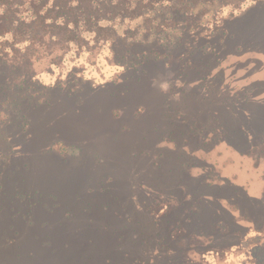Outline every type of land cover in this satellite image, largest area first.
I'll list each match as a JSON object with an SVG mask.
<instances>
[{"label": "rangeland", "instance_id": "1", "mask_svg": "<svg viewBox=\"0 0 264 264\" xmlns=\"http://www.w3.org/2000/svg\"><path fill=\"white\" fill-rule=\"evenodd\" d=\"M223 3L0 68V264H264V1Z\"/></svg>", "mask_w": 264, "mask_h": 264}, {"label": "trees", "instance_id": "2", "mask_svg": "<svg viewBox=\"0 0 264 264\" xmlns=\"http://www.w3.org/2000/svg\"><path fill=\"white\" fill-rule=\"evenodd\" d=\"M215 1L217 0H0V68L8 67L10 58L19 53L26 55L44 51L48 55H65L73 49L87 47L92 41L105 40V37L107 40L121 38L117 21L123 23L139 20V24L141 23V28L137 29L141 33L130 43L131 46L152 43L153 41H149L152 38L147 36L149 32H143L148 22L151 30L166 21L183 18L187 6L211 4ZM219 1L224 4L225 0ZM263 1L254 0V3ZM157 7L163 10V14L172 13L174 8L175 17L166 16L160 23L155 20L156 14L152 13ZM193 15L197 17V13ZM201 15L199 13L198 17ZM154 40L160 41L159 37ZM256 146L264 151V135ZM75 149V145L59 143L56 152L66 155Z\"/></svg>", "mask_w": 264, "mask_h": 264}]
</instances>
